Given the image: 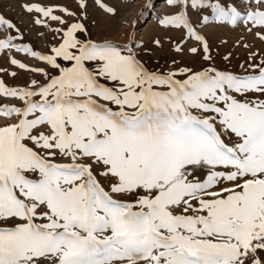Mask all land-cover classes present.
Returning a JSON list of instances; mask_svg holds the SVG:
<instances>
[{
    "label": "snow or ice",
    "instance_id": "1",
    "mask_svg": "<svg viewBox=\"0 0 264 264\" xmlns=\"http://www.w3.org/2000/svg\"><path fill=\"white\" fill-rule=\"evenodd\" d=\"M253 3L244 19L264 27V0ZM25 7L67 26L50 54L0 39L56 70L31 68L47 79L20 88L0 80V95L23 102L0 106V264H264V59L242 75L161 73L131 45L81 39L83 23ZM161 23L186 28L203 41L188 51L212 59L185 12Z\"/></svg>",
    "mask_w": 264,
    "mask_h": 264
},
{
    "label": "rangeland",
    "instance_id": "2",
    "mask_svg": "<svg viewBox=\"0 0 264 264\" xmlns=\"http://www.w3.org/2000/svg\"><path fill=\"white\" fill-rule=\"evenodd\" d=\"M103 2L115 7L117 13L115 15L107 13L96 0H87L86 9L79 7L78 0H0V16L15 26L8 28L7 25H0V39L11 36L16 45H27L33 51L50 54V48L60 42V33H56L55 28H64L67 25L45 18L42 13L35 10L27 11L25 5L36 4L52 7L54 14L62 16L68 23L74 21L83 23L87 32L79 34L81 39L110 40L122 46L131 45L138 58L152 71L166 73L181 67L200 70L212 66L221 71L242 75L245 69L252 71L248 68L249 64L259 63L264 59V40L256 34L264 32V27L256 26L244 19L246 12L255 7L253 0H202L195 7L191 0H178L176 4H169L168 0H103ZM213 5H219L225 11L234 7L241 13V18L235 23L218 18ZM62 8H68L76 15L68 16L61 11ZM181 11L186 13L195 30L205 38L209 47L208 54L212 57L210 61L203 60L200 55L193 56L188 51L195 46L202 52L203 41L190 38L183 26L161 23L165 17ZM38 17L45 22L35 23ZM205 17L208 19L205 20ZM101 29L104 34L99 38ZM156 40L160 43L156 44ZM177 47L183 51H176ZM252 54H255V60L252 59ZM13 58L28 67L21 69L18 64H12ZM31 68H43L51 75L56 74V70L50 65L28 52L17 48L0 50V80H3L6 86L25 87L33 79L45 82L47 78L41 73L30 71ZM22 103L16 97L0 95V106ZM5 122L6 119L0 116V124Z\"/></svg>",
    "mask_w": 264,
    "mask_h": 264
},
{
    "label": "bare ground",
    "instance_id": "3",
    "mask_svg": "<svg viewBox=\"0 0 264 264\" xmlns=\"http://www.w3.org/2000/svg\"><path fill=\"white\" fill-rule=\"evenodd\" d=\"M82 21H83V20H82ZM67 22H68V21H67ZM69 24H70V23H69ZM103 25H104V24H102V26H103ZM99 26H100V25H99ZM57 28H58V27H57ZM55 29H56V28H55ZM53 31H54V29H53ZM53 31H52V32H53ZM112 32H113V31H112ZM56 33H57V32H56ZM114 33H116V32L114 31ZM54 34H55V33H54ZM98 34H99V33H98ZM101 34H102V36H103V34H104V32L102 31V29L100 30V34H99L100 37H99V38H102V37H101ZM110 34H111V33H110ZM110 36H111V35H110ZM112 36L114 37V35H112ZM56 37H57V34H56ZM105 37H106V36H105ZM103 38H104V37H103ZM111 38H112V37H111ZM114 38L117 39V37H114ZM114 38H112V39H114ZM58 39H59V38H58ZM115 39H114V40H115ZM45 40H46V39H45ZM47 40H48V39H47ZM52 40H53V39H52ZM48 44H49V43H48ZM46 45H47V44H46ZM53 46H54V45H53ZM48 47H50V46H48ZM144 48H145V47H144ZM50 49H51V48H50Z\"/></svg>",
    "mask_w": 264,
    "mask_h": 264
}]
</instances>
